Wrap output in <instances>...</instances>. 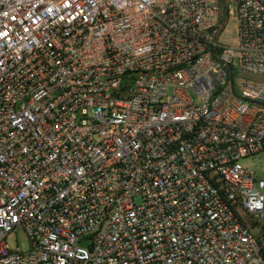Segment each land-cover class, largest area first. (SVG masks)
Returning <instances> with one entry per match:
<instances>
[{"label":"built area","instance_id":"obj_1","mask_svg":"<svg viewBox=\"0 0 264 264\" xmlns=\"http://www.w3.org/2000/svg\"><path fill=\"white\" fill-rule=\"evenodd\" d=\"M246 73L264 0H0V264H264Z\"/></svg>","mask_w":264,"mask_h":264},{"label":"rangeland","instance_id":"obj_2","mask_svg":"<svg viewBox=\"0 0 264 264\" xmlns=\"http://www.w3.org/2000/svg\"><path fill=\"white\" fill-rule=\"evenodd\" d=\"M231 3L235 5V0H231ZM237 22L235 20L230 21L226 30L222 34V41H227L230 43L237 42ZM247 79L253 81H261L264 82V76L253 75V74H245ZM244 163L250 164V166L257 170L260 175H264V151L258 154L256 157H249L243 159ZM249 224H252L251 219L247 218ZM254 231H257V228H253ZM8 243L12 248H17L18 246L22 249L28 248V237L23 230H18L16 232L11 233L8 236Z\"/></svg>","mask_w":264,"mask_h":264},{"label":"trees","instance_id":"obj_3","mask_svg":"<svg viewBox=\"0 0 264 264\" xmlns=\"http://www.w3.org/2000/svg\"><path fill=\"white\" fill-rule=\"evenodd\" d=\"M263 255H264V252H263Z\"/></svg>","mask_w":264,"mask_h":264}]
</instances>
